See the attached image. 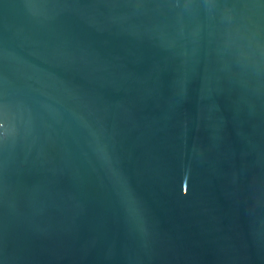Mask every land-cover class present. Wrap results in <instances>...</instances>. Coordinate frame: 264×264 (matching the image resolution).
I'll return each mask as SVG.
<instances>
[{"label": "water", "instance_id": "1", "mask_svg": "<svg viewBox=\"0 0 264 264\" xmlns=\"http://www.w3.org/2000/svg\"><path fill=\"white\" fill-rule=\"evenodd\" d=\"M0 264H264V0H0Z\"/></svg>", "mask_w": 264, "mask_h": 264}]
</instances>
